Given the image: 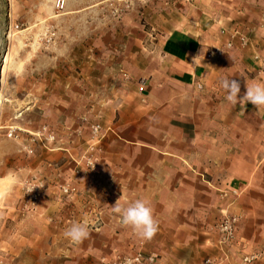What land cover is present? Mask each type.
Segmentation results:
<instances>
[{
    "label": "rangeland",
    "instance_id": "1",
    "mask_svg": "<svg viewBox=\"0 0 264 264\" xmlns=\"http://www.w3.org/2000/svg\"><path fill=\"white\" fill-rule=\"evenodd\" d=\"M211 2L0 0V264H118L137 254L159 264L157 252L108 253L105 245L97 251L94 237L69 246L52 222L32 218L41 215L48 198L58 203L53 209L59 213L68 207L70 215L91 217L98 210L116 214L111 206L117 200L127 206L146 192L129 181L124 187L118 172L115 187L101 188L108 179L101 163L105 140L120 110L132 117L144 104L147 74L168 33L188 17L211 10ZM254 70L264 84V61ZM231 111L227 108L228 116ZM89 156L94 169L87 164ZM128 163L127 172L134 162ZM236 169L245 178L244 188L227 200L239 202L209 228L210 242L218 244L216 225L234 216L233 240L219 256L198 255L187 264H223L232 254L238 256L236 264H264V159ZM31 184L37 197L33 206L27 194ZM65 184L75 193L63 195ZM65 196L81 201L65 206ZM127 239H119V245Z\"/></svg>",
    "mask_w": 264,
    "mask_h": 264
},
{
    "label": "crops",
    "instance_id": "2",
    "mask_svg": "<svg viewBox=\"0 0 264 264\" xmlns=\"http://www.w3.org/2000/svg\"><path fill=\"white\" fill-rule=\"evenodd\" d=\"M208 5L211 10L188 17L168 33L154 70L147 74L144 104L132 117L120 110L105 140L101 163L108 179L101 188L115 187L118 172L124 187L129 181L145 190L133 201L149 202L158 232L151 240L140 239L122 225L119 214L98 210L91 217L70 215L68 207L59 213L58 207L53 209L58 203L48 198L44 211L32 220L52 222L67 245L65 230L86 223L94 231L89 237L96 240L97 251L105 245L108 253L157 252L159 264L219 256L222 247L210 242L209 228L239 202L231 196L227 200L232 191L239 194L244 188L236 166L264 159V106L227 101L220 82L236 80L239 97L247 84H259L254 68L264 61V0H212ZM130 161L134 164L127 172ZM132 172H137L133 178L128 176ZM80 198H63L62 205H76ZM119 239L127 243L119 245ZM232 255L226 263L236 264L238 256Z\"/></svg>",
    "mask_w": 264,
    "mask_h": 264
},
{
    "label": "clouds",
    "instance_id": "3",
    "mask_svg": "<svg viewBox=\"0 0 264 264\" xmlns=\"http://www.w3.org/2000/svg\"><path fill=\"white\" fill-rule=\"evenodd\" d=\"M221 87L227 93L225 99L231 103L239 100L247 101L255 107L264 106V84L246 85V93L239 97L240 84L233 79L221 80ZM29 191H32L30 189ZM113 213L119 214L121 223L125 227L132 229L133 233L140 239L151 240L158 232V221L154 218L153 209L145 199H137L127 206H121L119 200L111 206ZM86 223H73L65 230L64 236L71 243L79 245L89 237ZM131 264V261H126Z\"/></svg>",
    "mask_w": 264,
    "mask_h": 264
},
{
    "label": "built area",
    "instance_id": "4",
    "mask_svg": "<svg viewBox=\"0 0 264 264\" xmlns=\"http://www.w3.org/2000/svg\"><path fill=\"white\" fill-rule=\"evenodd\" d=\"M229 46V45H228ZM218 53V52H214ZM144 90L143 86L139 87V92L141 93ZM88 166L94 169V159L92 156L86 158ZM32 189V191H29ZM60 191L63 195L70 196L75 193V188L71 187L69 184H65L60 187ZM34 186L31 184L28 186L27 194L30 204L33 206L37 203V197L34 193ZM237 219L234 216H224V218L216 225L215 229L219 234L218 245L222 247L224 244L230 243L234 238V226ZM154 260V257L150 256L146 260H143L140 254H137L135 257L126 259L124 262H119L118 264H126V261H131V263L139 264H150Z\"/></svg>",
    "mask_w": 264,
    "mask_h": 264
}]
</instances>
